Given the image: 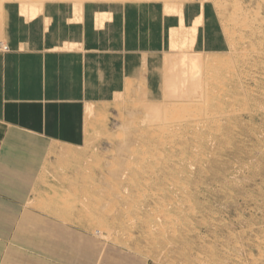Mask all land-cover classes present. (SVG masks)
<instances>
[{"label":"rangeland","instance_id":"rangeland-1","mask_svg":"<svg viewBox=\"0 0 264 264\" xmlns=\"http://www.w3.org/2000/svg\"><path fill=\"white\" fill-rule=\"evenodd\" d=\"M189 1H182L183 11ZM231 1H223L221 17L232 11ZM236 2L238 21L247 27L233 36L222 93L209 97L196 122L181 119L160 142L129 133L136 124L152 128V118L138 117L132 100L120 96L136 82L108 79L106 91L92 99L90 92L105 84L104 70L114 59L86 61L83 77L80 50L74 51L82 38L75 35L72 15L88 6L98 18L100 8L108 9L105 0H0V13L9 20L0 28V55L10 44L63 52L58 56L71 67L67 78L77 84L61 88L69 95L38 97L69 101L81 115L66 127L75 129L73 141L39 143L36 157L23 154L0 168V262L39 264L38 258L47 257L48 247L35 239L12 238L21 224L32 222L63 226L77 233L75 241L107 244L111 254H123L133 264H264V0ZM201 3L196 0L199 9ZM85 32L90 39V30ZM43 73L54 72L39 76ZM45 81L53 80L42 77ZM86 116L90 123L84 128ZM69 238L62 239L74 242ZM59 240L53 239L55 247ZM95 254L87 257L92 264L116 259L104 251Z\"/></svg>","mask_w":264,"mask_h":264},{"label":"bare ground","instance_id":"bare-ground-1","mask_svg":"<svg viewBox=\"0 0 264 264\" xmlns=\"http://www.w3.org/2000/svg\"><path fill=\"white\" fill-rule=\"evenodd\" d=\"M125 1H128L129 8L124 7ZM182 1L105 0L108 9L100 8L98 18L88 6L72 15L77 28L75 35L82 38L78 41L81 46L74 47V51L80 50V59L84 63L114 59L115 63L112 60L113 65L104 70L108 74L105 84L102 86L100 83L99 89L91 90L92 99L98 100L102 91H106L108 79L119 84L129 78L137 84L131 90H121L120 96L132 100L138 117L145 115L152 118V128L136 124L137 129L130 131V135H144L151 140L157 137L158 141L163 142L164 131L181 119L187 118L188 123L196 122V115L208 103L209 97L216 91L220 93L221 90L222 93L223 85L228 81L227 78L224 84L222 79L225 77H221L225 63L234 56L231 48L233 36L242 27H247L238 21L239 5L232 0V11L228 16L221 17L219 14L226 0H201L204 6L200 9L196 0H190L185 2V11L181 8ZM8 21L0 13V28L7 27ZM72 28L70 24L69 32H72ZM86 29L90 30V39L85 37ZM121 54L125 58L122 63L117 60ZM137 63L144 66L140 67ZM65 79L71 85L77 84L76 80ZM82 123L87 128L89 118H83ZM123 147L129 148L127 144ZM128 151L132 154L133 147ZM76 234L69 230L66 236L58 235L61 241L57 242V247L65 249L60 258L62 261L68 264H92L87 257L104 251L116 259H107L99 264H133L123 254H118L119 257L115 252L111 254V246L102 242L90 244L85 240L75 241ZM67 236L74 238V242L67 243L62 239Z\"/></svg>","mask_w":264,"mask_h":264},{"label":"crops","instance_id":"crops-1","mask_svg":"<svg viewBox=\"0 0 264 264\" xmlns=\"http://www.w3.org/2000/svg\"><path fill=\"white\" fill-rule=\"evenodd\" d=\"M18 46L19 44L17 46L10 44V49L3 56L0 55V168H3L2 165L5 162L13 161L23 154L36 157L39 152V143L73 141L77 134H74L73 126L66 128L67 122L70 121L71 124L72 118L81 116L77 113L78 107L70 104L69 101L61 100L55 103L38 97L41 94H70L69 90L61 89L64 86L69 89L70 84L65 78H67L68 69H71L69 60L58 56L63 52L49 49L42 53L38 49L31 48L20 50L17 49ZM77 66L79 70V64ZM84 67L85 63L82 62V72ZM49 70L54 72L51 76L44 73L39 76V72L46 73ZM71 72L72 77L76 78L75 66ZM42 77L45 79L50 77L53 81H50V84L47 81L41 82ZM57 79H61L62 82L55 83ZM1 199L4 198L1 197ZM1 216L2 213H0V222L3 221ZM35 221L37 222L35 219L33 223ZM67 231L69 229L58 224L49 228L27 222L17 228L12 238L20 239L23 236L46 245L49 254H45L47 257L38 258L39 264H68L60 259L64 251L53 245V239L57 240L60 237L58 235L66 236ZM2 237L11 238L8 234ZM30 245L34 247L31 242ZM11 252L15 253L12 250ZM0 264H5V260ZM13 264L30 263L18 261Z\"/></svg>","mask_w":264,"mask_h":264}]
</instances>
